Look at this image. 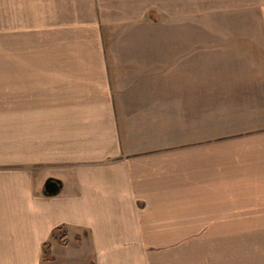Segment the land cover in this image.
Instances as JSON below:
<instances>
[{"label": "crops", "instance_id": "obj_1", "mask_svg": "<svg viewBox=\"0 0 264 264\" xmlns=\"http://www.w3.org/2000/svg\"><path fill=\"white\" fill-rule=\"evenodd\" d=\"M98 1L134 15L101 20L123 31L111 46L100 29L101 45L50 63L66 102L52 101L51 119L65 122L52 120L33 161L0 159V264H45L59 225L68 241L51 239L47 264H205L193 232L250 228L248 215H264V31L128 47L137 28L148 39L169 17L137 12L153 0ZM239 116L262 122L234 128ZM48 176L62 180L57 195L43 193Z\"/></svg>", "mask_w": 264, "mask_h": 264}, {"label": "rangeland", "instance_id": "obj_2", "mask_svg": "<svg viewBox=\"0 0 264 264\" xmlns=\"http://www.w3.org/2000/svg\"><path fill=\"white\" fill-rule=\"evenodd\" d=\"M153 1L158 7L143 6L137 12L146 9L148 18L169 17L170 21L149 25L151 30L147 31L153 36L148 39L143 36L150 33L139 27L122 45L189 48L201 46L191 33L194 30L264 31V0ZM168 3L170 8L163 5ZM115 4L103 6L98 0H0V159L13 158L16 165L22 154L34 160L33 147L49 137L52 101L61 102L63 108L66 105L65 91L60 96L52 78L56 71L50 63L53 59L60 62L66 48L98 47L101 30L103 44L111 46L123 31L113 23L104 26L101 20L134 15V6ZM239 119L234 128L262 122L261 118ZM247 217L249 224L242 226L250 228L233 225L228 230L193 232L205 264H264V215ZM49 261L53 262L47 259L45 264Z\"/></svg>", "mask_w": 264, "mask_h": 264}, {"label": "trees", "instance_id": "obj_3", "mask_svg": "<svg viewBox=\"0 0 264 264\" xmlns=\"http://www.w3.org/2000/svg\"><path fill=\"white\" fill-rule=\"evenodd\" d=\"M65 232L64 225H59L52 230L51 238L43 243L42 252L44 261L52 257L51 239H57L63 245L67 244L68 240L64 238L66 235Z\"/></svg>", "mask_w": 264, "mask_h": 264}, {"label": "water", "instance_id": "obj_4", "mask_svg": "<svg viewBox=\"0 0 264 264\" xmlns=\"http://www.w3.org/2000/svg\"><path fill=\"white\" fill-rule=\"evenodd\" d=\"M63 186L62 180L54 176H48L43 184V193L46 195H57Z\"/></svg>", "mask_w": 264, "mask_h": 264}]
</instances>
